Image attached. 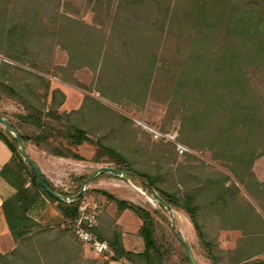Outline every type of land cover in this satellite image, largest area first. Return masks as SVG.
Segmentation results:
<instances>
[{
  "label": "trees",
  "instance_id": "obj_1",
  "mask_svg": "<svg viewBox=\"0 0 264 264\" xmlns=\"http://www.w3.org/2000/svg\"><path fill=\"white\" fill-rule=\"evenodd\" d=\"M93 1L101 3L103 0ZM35 2L42 3L39 9H36ZM48 2L29 0V16L48 14ZM143 2L129 0L126 3L127 7H132ZM152 2L153 16L144 25L128 17L126 22L119 23L126 33L121 39L122 49L127 54L130 50L137 53L138 70L130 80L136 85L149 83L161 76L164 70L168 72L167 65L169 68L171 65L178 67V71L168 73L171 81L169 103L179 113L181 135L185 137V130L189 135L199 133L201 137L198 145L211 148L214 157L223 159V165L232 175L219 169L203 178L196 177L193 180L195 187L179 196L159 186L151 173L133 166L124 154L92 138L85 129L70 122H66L68 125L65 129L57 128L53 119L69 120V113L59 115L54 109L45 110L30 104L27 112L16 115L17 122L7 121L23 138L26 150L29 141H34L38 146L45 143L48 146L46 151L51 155L83 159L73 146L84 142L96 145L98 151L110 156L116 168L128 178L138 179L149 192L157 191L171 208L178 207L186 211L211 264H237L264 251V217L243 196L240 186L232 178L234 175L264 211V181H259L252 170L256 156L264 153V93L255 88L257 85L264 86V0ZM60 5L61 0H57L54 12L49 14L60 18ZM113 20L118 25L116 15ZM15 24L10 28L12 35H18L21 31L19 23ZM81 26L87 25L82 23ZM86 33L81 28L76 30V34L80 35L79 44L97 47L98 41L86 38ZM175 35H182L183 40L178 36V46L171 49L177 54L182 52L183 63H173L177 57L168 59V56H176L171 50L159 56L155 49L164 45L169 40L168 36ZM178 56L181 58L180 54ZM0 65L3 70L12 66L4 61ZM2 85L7 86L4 82ZM57 92L52 91L53 94ZM20 127L34 132H22ZM52 136H59L58 145L48 144L54 141ZM0 139L12 152L9 161L1 168L0 175L16 189L12 196L0 201V209L16 242L12 250L0 252V264H79L77 260H83L81 264L90 261L96 264L97 258L85 257L84 243L78 239L71 226L82 200L80 188L74 194L61 191L43 174L46 185L52 191L70 199L65 201L52 196L41 186L36 172L24 159L19 143L7 129L5 132L0 129ZM62 140L68 144L61 146ZM259 147H262L261 151ZM78 179L83 182L87 176ZM101 193L115 201L120 210L128 209L141 219L139 236L144 246L141 251L127 248L122 233L119 230L110 231V226L99 214L93 231L101 239L107 240L113 251L103 260V264L121 258L133 264H170V248L158 241L157 222L151 212L106 190H101ZM42 197L55 203L59 210V219L54 223H42L30 215L31 208ZM159 204L168 210L164 204ZM222 229L242 231L234 248L220 246ZM174 233L176 241L183 248L184 263L191 264L178 237L180 233Z\"/></svg>",
  "mask_w": 264,
  "mask_h": 264
},
{
  "label": "rangeland",
  "instance_id": "obj_2",
  "mask_svg": "<svg viewBox=\"0 0 264 264\" xmlns=\"http://www.w3.org/2000/svg\"><path fill=\"white\" fill-rule=\"evenodd\" d=\"M56 1L49 0L46 5L49 7L48 12H54ZM126 2L129 0H103L101 3L93 0H61L59 10L62 16L57 18L50 12L44 16L30 17L27 12L30 10L29 0H0V62L12 65L6 70L0 68V115L6 120L17 122L16 115L27 112L30 104L45 110L54 109L59 115L69 113V120L53 119L57 128L65 129L68 125L66 122H70L85 129L92 138L124 154L133 166L151 173L159 186L179 196L195 187L193 180L196 177L203 178L219 169L232 175L223 165V159L214 157L211 148L198 145L201 137L199 133L189 135L185 130V137L181 135L179 113L169 103L171 81L168 73L178 71V67L171 65L169 68L167 65L168 72L164 70L166 73H161V76L146 84L136 85L130 80L138 70L137 53L130 50L127 54L122 49L121 39L126 33L120 25L126 22L127 17L135 22H143V25L145 21H150L153 2L144 0L132 7H127ZM40 4L34 3L36 9H39ZM114 15L119 19L118 25H115ZM68 17L80 24L68 20ZM15 23H19L21 30L18 35H12L10 31L13 25H17ZM82 23L87 26H81ZM78 28L87 32L86 36L81 35L97 40V47L80 45V35L76 34ZM178 36L183 40L182 35ZM178 36H168L169 40L164 45L155 48L159 56L171 50L176 56H168V59L177 57L173 63L184 62L182 52L178 53L180 58L172 50L178 46ZM2 82L7 86L2 85ZM255 88L264 93V86L257 85ZM53 90L59 92L53 94ZM151 128L178 135L177 139L187 145L190 151L179 154L174 142L172 144L164 138L155 137ZM0 129L6 131L1 123ZM19 129L22 132H34L24 127ZM51 138L54 141L48 144L58 145L59 136ZM65 144H68L67 141L62 140L61 146ZM28 147L43 174L59 190L74 194L80 188L83 192L81 203L99 205V214L110 226L109 230H119L127 248L136 251L144 248L139 236L141 219L128 209L120 210L116 202L104 196L101 190L151 212L157 222L158 241L170 248V264H186L182 256L183 248L179 246L171 228L172 214L175 231L188 243L196 259L201 264H211L185 210L178 207L165 210L138 179L128 178L124 173L125 179L111 175L112 172H102L89 178L100 166L116 167L110 156L98 151L96 145L84 142L73 146L83 159L51 155L47 153L48 146L45 143L38 146L34 141H29ZM259 148L261 151L262 147ZM252 170L259 181H264V153L256 156ZM80 176L89 178L86 184V179L79 181ZM232 178L240 186L243 196L264 217V211L250 193L234 175ZM48 205L49 215L55 210L59 212L55 203L48 200ZM84 245L87 247L86 257L97 258L99 261L96 264H103V260L113 254V251L97 254L89 245ZM259 258L264 259V254ZM76 262L81 264L83 260ZM87 264L95 263L90 261Z\"/></svg>",
  "mask_w": 264,
  "mask_h": 264
},
{
  "label": "crops",
  "instance_id": "obj_3",
  "mask_svg": "<svg viewBox=\"0 0 264 264\" xmlns=\"http://www.w3.org/2000/svg\"><path fill=\"white\" fill-rule=\"evenodd\" d=\"M29 154L36 162L29 147L27 148ZM12 152L8 146L0 139V170L5 163L11 158ZM37 164V163H36ZM38 165V164H37ZM29 185V183H28ZM16 192V189L0 175V201H4ZM48 199L42 197L30 210V215L37 221L42 223H54L59 219V212L55 210L52 214H48ZM242 235L239 229H222L219 235L220 246L225 249L234 248L238 238ZM126 245V243H125ZM16 246V242L7 226L2 210L0 209V252H7ZM127 246V245H126ZM86 245H84V253L86 252ZM264 251L260 254L254 255L247 260H242L237 264H264V259H260ZM85 257L88 254H84ZM108 264H133L128 260L121 258L118 260H109Z\"/></svg>",
  "mask_w": 264,
  "mask_h": 264
},
{
  "label": "built area",
  "instance_id": "obj_4",
  "mask_svg": "<svg viewBox=\"0 0 264 264\" xmlns=\"http://www.w3.org/2000/svg\"><path fill=\"white\" fill-rule=\"evenodd\" d=\"M2 58L0 57V60ZM155 137L164 138L175 143L176 149L179 154L190 151V148L180 142L175 134L170 132H164L156 128H151ZM100 213V207L97 203H80L77 215L72 219L71 226L75 235L80 241L89 245L95 253L102 254L106 252H112L107 240L101 239L93 228L98 221V215Z\"/></svg>",
  "mask_w": 264,
  "mask_h": 264
},
{
  "label": "water",
  "instance_id": "obj_5",
  "mask_svg": "<svg viewBox=\"0 0 264 264\" xmlns=\"http://www.w3.org/2000/svg\"><path fill=\"white\" fill-rule=\"evenodd\" d=\"M0 123L3 124L6 129L9 131V133L17 140V142L19 143V146L22 150V154L24 156V159L30 164V166L33 168V170L36 172L37 176H38V180L39 183L41 184V186L52 196L57 197L60 200H69V197H64L61 196L57 193H55L54 191H52L45 183L44 179H43V171L42 169L36 164V162L34 161V159L31 157V155L27 152L26 147H25V143L23 138L20 136V134H18L15 130V128L9 124V122L0 115ZM102 172H112L118 176H121L122 178H126V176L123 175V173L118 170L116 167L114 166H100L98 169H96L95 171L92 172V174L89 176V178L94 177ZM87 178L84 181V184L87 183L88 179ZM82 190L79 192V195H82ZM154 197L161 202L162 204H164L167 208H171L170 204L167 203V201L155 190L152 191ZM173 217L174 215L172 214V225L171 228L173 231H175L174 228V222H173ZM176 232V231H175ZM178 237L180 238L181 242L183 243L186 255L190 261L191 264H201L195 257V255L193 254L191 248L189 247L188 243L182 238L181 235H178Z\"/></svg>",
  "mask_w": 264,
  "mask_h": 264
}]
</instances>
